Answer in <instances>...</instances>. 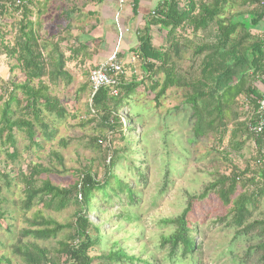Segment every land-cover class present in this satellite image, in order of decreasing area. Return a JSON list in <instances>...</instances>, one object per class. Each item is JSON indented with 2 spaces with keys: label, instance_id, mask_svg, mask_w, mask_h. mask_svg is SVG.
Returning <instances> with one entry per match:
<instances>
[{
  "label": "trees",
  "instance_id": "16d2710c",
  "mask_svg": "<svg viewBox=\"0 0 264 264\" xmlns=\"http://www.w3.org/2000/svg\"><path fill=\"white\" fill-rule=\"evenodd\" d=\"M130 1L135 9L138 0ZM236 1L246 10L229 13L223 17V13L230 11ZM9 2L12 0H0L1 15L8 13L5 5ZM24 9L22 7L19 10L20 15H23L19 37L14 40L11 48H4L5 52L14 58L15 67L23 77L21 83L11 84L9 98L3 103L0 112V137H4V143L11 151L6 154L9 161L17 157L14 149V129L23 131L29 146H37L39 143L35 142L36 125L43 138L50 139L52 136L47 132L49 128L43 121L42 112L58 119L66 115V108L49 94L43 79L50 83L59 79L68 82L71 79L64 70L65 59L59 53L57 44L53 50L56 56H43L45 45L34 30L33 24L26 20ZM263 20L264 0H161L144 19V27L138 33V47L134 54L140 71L152 81L150 89L152 92L156 91L155 103L157 104L168 90H183V102L191 109L194 119V139L213 135L217 143H220L228 135V145L234 152L240 151L246 140L252 141L255 151L252 171L247 168L234 172L229 177L218 178L205 186L198 195L188 196L187 203L178 216L161 220V224L173 227L169 235L161 237L159 246L168 250L170 258L179 252L186 256L197 250L192 235L194 230L188 226L187 215L193 201H201L209 193H213L223 205L230 206V217L225 216L218 221L235 229V235L255 240L253 248H248V252L255 250L257 254L261 253L259 261L264 263V214L260 220L251 221L264 191V165L257 164L259 150L264 148V113L261 115L263 127L260 133L255 135L247 129L248 125L256 124L257 103L264 99V94L254 85L255 81H259L264 87V32L251 33ZM150 27L165 32L169 41L166 48H155L152 45ZM185 30L192 34L206 33V40L193 51V57L198 60L196 73L184 78L177 71L176 61L181 59L184 49V45L178 41L177 33ZM85 51L86 47L78 44L71 54L82 55ZM159 74L162 78L156 79ZM35 81L36 86L33 85ZM141 85L142 82L136 80L125 83L123 76H120L112 86L103 87L92 94L88 83L87 114H91L93 119L97 117L100 127L107 130L108 136L102 140L108 145L109 138L117 133L118 129V133H121L123 127L119 110ZM17 91L21 93L22 100L18 99ZM112 91H116V96L111 95ZM22 103L23 107L18 109V112L24 111L25 114L14 116L16 111L11 105L20 106ZM240 117H243V120H239ZM126 131L129 132L130 128ZM60 143L65 146L63 140ZM114 153L112 151L108 157L104 155V178L96 180L91 171L81 170L77 172V180L66 188H58L49 181L42 180V175L51 172L42 165L29 163L25 172H18L17 180L22 185L19 209L25 214L37 205L41 207V210L23 219L27 226L18 231V237L11 246L12 254L17 256L22 264H92L93 258L88 253L100 242L98 226L93 225L89 219L90 213L96 210L93 205L97 199L96 194L100 193L102 198L112 200L117 198L118 194L126 192L129 202L134 198L128 184L112 172L116 159ZM54 159L57 165L63 161L58 154L54 155ZM5 172L0 170V177L7 182L9 176ZM237 190L243 192L236 195ZM70 205L75 209L72 220L65 224L46 218L41 213L58 212ZM65 231L67 233L56 241L53 251L29 241L54 240L58 234ZM91 232L95 233V237L90 235ZM100 260L104 264H111L122 260L133 261L134 258H128L119 249L109 252ZM1 262L9 264L4 257L0 258V264Z\"/></svg>",
  "mask_w": 264,
  "mask_h": 264
},
{
  "label": "rangeland",
  "instance_id": "374dc122",
  "mask_svg": "<svg viewBox=\"0 0 264 264\" xmlns=\"http://www.w3.org/2000/svg\"><path fill=\"white\" fill-rule=\"evenodd\" d=\"M238 3L236 1L230 11H225L223 17L246 10ZM80 4L77 3L75 8H79ZM14 11L13 9L9 13L0 14V72L4 69V73H0V112L3 103L9 98L11 84L23 81L15 67L14 58L4 50L5 47L11 48L20 35L22 18ZM30 11L32 14L27 15V18H32L34 22L39 15L35 9ZM55 12L54 6L49 7L40 26H33L45 45V58L47 55L56 56L53 53L56 44L61 52L71 46V40L61 44L63 37L57 39L56 35L61 33L59 29L64 23L57 20ZM263 26H258L255 30H260ZM115 29L116 38L111 47L115 46L119 35L117 26ZM177 34L184 49L181 59L176 61V67L185 78L196 73L198 60L193 57V51L206 40V33L192 34L185 30ZM159 37H152L154 47L166 48L169 41L165 32H160ZM73 42L78 43L76 37ZM124 67L125 65L123 69ZM92 69L93 67L83 69L81 74L80 71L77 72V79L71 76L68 82L61 83L56 80L50 83L43 79L49 94L57 98L67 110L62 119L42 112L43 121L49 128L47 132L52 134L50 139L43 138L36 125L35 142L39 145L29 146L23 131L14 129V149L17 157L9 161L6 154L11 151L4 143V137H0V170L6 171L9 176L7 182L0 177V258L4 257L9 264H22L12 254L11 246L18 237V231L27 226L23 219L41 210L40 205L25 214L19 209L18 202L22 198V185L17 180L19 171L25 172L29 163L42 165L51 170L41 176L42 180L49 181L55 187L66 188L77 180V172L81 170L88 169L95 174L96 180L104 178V155L108 157L114 151L113 156L116 159L112 172L128 184L134 198L129 202L126 192L118 194L112 200L102 198L100 193L96 194L97 199L93 203L96 210L90 213L89 219L93 225L98 226L100 242L88 253L93 258L92 264H104L100 259L119 249L134 260L111 264H264L259 261L261 253L257 254L255 250L248 252V248H253L255 240L235 235V229L218 221L225 216L230 217V206L223 205L213 193H209L201 201H193L187 215L188 226L194 230L192 235L197 250L186 256L179 252L170 258L168 250L159 247L161 237L173 231V227L161 224V220L178 216L184 209L188 196L198 195L205 186L218 178L229 177L232 173L247 168L253 170L255 151L252 141L246 140L240 151L234 152L228 145V135L220 143H217L213 135L194 139V119L191 109L183 102V90H168L156 104V91L152 92L150 89L152 81L142 74L136 60L131 73L134 80L142 82V85L119 110L123 127L121 133H118V129L109 138L108 145L102 140L108 136L107 130L100 127L97 117L93 119L91 114H87L88 73ZM155 78H162V75ZM36 84V81L33 82L34 86ZM16 95L22 100L19 91ZM11 106L16 111L14 116L25 114L24 111L18 112L23 103L20 106ZM127 128H130L129 132L126 131ZM62 140L65 146L61 145ZM99 140L102 141L99 143ZM55 154L63 159L59 165L55 162ZM241 192L243 191L237 190L236 195ZM74 209L70 205L58 212L41 213L46 218L65 224L72 220ZM263 214L264 191L251 221L260 220ZM66 233L62 232L56 239L45 242L28 240L53 251L56 241ZM90 235L95 237L94 232Z\"/></svg>",
  "mask_w": 264,
  "mask_h": 264
},
{
  "label": "crops",
  "instance_id": "0c3cea01",
  "mask_svg": "<svg viewBox=\"0 0 264 264\" xmlns=\"http://www.w3.org/2000/svg\"><path fill=\"white\" fill-rule=\"evenodd\" d=\"M13 1L14 0H12V2ZM75 1L76 0H20L22 4L21 8H25L24 13H26V20L31 24L35 23L33 26H36V24L40 26L41 20L47 15L48 8L51 6L55 7L57 20L64 23L63 26H59L61 28L59 29L61 33L56 35L57 39L58 37H63V40L67 39V41L61 40V44L71 40L70 48H67L64 52L59 50V53H61L65 59L64 70L67 71V73L69 72V76L75 79H77L75 75L78 74L77 72L80 71L81 74L83 69L86 70V68L88 69L89 67L94 68L107 59L113 49L111 46L114 44V39L116 38L115 27L118 25L120 29L123 30V40L119 45V60L122 67L125 65L122 74L123 81L129 83L134 80L132 73L136 62L134 51L138 47V33L144 27V19L155 9L161 0H138V5L135 9L132 8L130 0H125V4L120 10L117 23H115L114 15L118 11V0ZM77 3H81L80 6H78L79 8H75ZM33 9H35L36 14L39 15V20L37 19L34 22H32V18H27V15L32 14L30 10ZM14 10L15 14L18 13L17 8H14ZM19 16L21 15L19 14ZM262 25H264V20L260 23L259 27ZM149 30L151 42L154 46L152 37L157 36V39H159L160 31L156 27H150ZM263 31L264 26L260 30H252L251 33L259 34ZM75 37L78 40L77 44L73 42ZM78 44L86 47L85 53L82 55H72L71 51H75ZM3 71L4 69H1L2 73H4ZM64 81L65 80L62 79L58 80V82L61 83ZM254 85L264 94V87L259 81H255ZM240 118L239 120H243V117Z\"/></svg>",
  "mask_w": 264,
  "mask_h": 264
},
{
  "label": "built area",
  "instance_id": "2783aa9c",
  "mask_svg": "<svg viewBox=\"0 0 264 264\" xmlns=\"http://www.w3.org/2000/svg\"><path fill=\"white\" fill-rule=\"evenodd\" d=\"M124 4H125V0H118V11L114 15L115 23H117L119 19L120 10ZM21 6L22 4L19 0H14L13 2H9L8 4H6L5 9L9 13L12 11L13 8H17V9L20 8L19 10H21ZM19 10L18 13L20 14ZM1 11L2 8L0 3V13ZM117 28L119 32L118 39L112 51L110 52L109 56L104 62L96 65L89 72L88 83L92 94H94L96 91H98L103 87L112 86L113 84H115L117 79L123 74V67L119 60L120 51L118 46L120 44V41L122 42L123 40V37L121 38V35L123 36V34L121 33V29L118 25ZM111 95L116 96V91H112ZM257 104H258V110L256 112L257 122L254 125L247 126L248 131L255 135L260 133L263 127V119L261 115L264 113V99L259 100ZM257 164L264 165V148H261L259 150Z\"/></svg>",
  "mask_w": 264,
  "mask_h": 264
}]
</instances>
